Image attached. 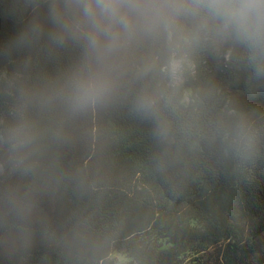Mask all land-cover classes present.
Returning a JSON list of instances; mask_svg holds the SVG:
<instances>
[{
	"label": "clouds",
	"instance_id": "9594fccd",
	"mask_svg": "<svg viewBox=\"0 0 264 264\" xmlns=\"http://www.w3.org/2000/svg\"><path fill=\"white\" fill-rule=\"evenodd\" d=\"M29 19L0 70V248L27 255L40 198L80 184L60 155L97 115L148 127L165 179L201 153L247 156L256 132L207 61L264 84V0H13Z\"/></svg>",
	"mask_w": 264,
	"mask_h": 264
},
{
	"label": "trees",
	"instance_id": "16d2710c",
	"mask_svg": "<svg viewBox=\"0 0 264 264\" xmlns=\"http://www.w3.org/2000/svg\"><path fill=\"white\" fill-rule=\"evenodd\" d=\"M29 19L0 0V53ZM24 53L0 54L12 70ZM214 82L256 132L250 155L201 153L168 179L152 163L148 127L125 110L101 113L60 155L83 181L43 195L27 255L0 248V264H264V84L207 61Z\"/></svg>",
	"mask_w": 264,
	"mask_h": 264
},
{
	"label": "rangeland",
	"instance_id": "374dc122",
	"mask_svg": "<svg viewBox=\"0 0 264 264\" xmlns=\"http://www.w3.org/2000/svg\"><path fill=\"white\" fill-rule=\"evenodd\" d=\"M263 244H264V239H263ZM115 257L117 258V260L119 261L120 264H124L125 262H127V259L120 256V255H116ZM246 264H256V260L250 259L249 263H246Z\"/></svg>",
	"mask_w": 264,
	"mask_h": 264
}]
</instances>
